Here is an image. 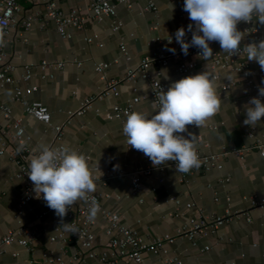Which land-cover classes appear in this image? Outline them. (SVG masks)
Here are the masks:
<instances>
[{
    "label": "crops",
    "instance_id": "obj_1",
    "mask_svg": "<svg viewBox=\"0 0 264 264\" xmlns=\"http://www.w3.org/2000/svg\"><path fill=\"white\" fill-rule=\"evenodd\" d=\"M130 1L131 8L117 6L116 18L122 24L117 32L111 30L110 18L100 22L89 19L82 30H71L68 39L59 36L53 23H49L45 29L32 26L27 30L17 24L7 46L8 59L15 66V79L21 77L25 64L38 66L42 60L64 62V68L54 72L52 78L41 79L39 75L42 72L35 69L32 82L38 86V91L28 97L29 100H38L47 106L51 126L24 114L22 106L12 100V85L0 89V98L11 108L14 116L22 119L35 151L40 144L50 145L52 142V125H64L61 142L85 157L95 180L108 172H130L153 167L148 157L127 145L122 132V120L110 116L114 105L124 106L135 97L140 98V101L131 112L152 114L154 104L149 95L150 84L141 78H137L134 83L121 82L118 96L94 100L83 113L74 114L71 118L68 112L80 110L85 98L101 91L110 79L122 78L129 67L137 66L145 56L155 52H172L168 50L170 48L176 50L178 47L166 42V39L175 36L178 28L183 27L185 32L187 30L186 21L189 18L183 10L184 0H153L157 14L144 10L149 0ZM57 3L63 10L70 7L85 9L87 5L85 0H57ZM19 4L22 7L19 17L28 10L43 11L41 3L19 0ZM253 26L259 30L260 40L264 39V24L256 19ZM237 29L243 35L241 26H237ZM94 36L97 42L102 43L101 47L95 42L87 43L84 40ZM185 40L190 41L191 38ZM259 41L246 40L243 35L240 46ZM121 43L126 46V57L120 51ZM210 44L216 50L221 49L216 42ZM243 59L252 70L264 72L257 62L248 61L246 56ZM180 60L198 61L195 57L182 55ZM178 61L170 62L159 72L158 78L165 86V91L172 82L185 77L176 70ZM98 62L109 64L104 78L95 71ZM150 72L156 76L155 69ZM227 80L228 73L221 72L220 79L214 81L220 98L219 112L205 126L199 128L188 125L187 131L180 134L191 139L188 135L191 133L195 137L196 151L201 154L216 152L223 146H250L261 139L264 132V117L255 127L243 124L245 105L251 96L258 94V87L264 86L261 84L264 78H254L255 87L251 92L244 90L241 80L222 91L221 85ZM248 131L252 132L253 137L246 135ZM16 149L18 145L12 143L7 153L0 157V240L9 230L19 226L36 227L37 233L29 247L13 242L4 248V252L0 253V264H50L43 262L42 256L45 253L61 257L66 264H110L102 263L98 258H89L84 252L79 254L71 236L65 241L50 240L56 235L55 228H63V225H60V218L43 201V194L41 198L22 207L18 206L22 182L15 179L16 167L8 160V154ZM169 164L170 161L161 165L164 166L162 171L154 170L143 178L142 190L138 193L132 191L130 178L126 176L110 179L104 184L95 181V193L99 195L100 204L117 212L122 223L136 230L146 241L173 238V242L165 243L167 253L164 256L178 258L185 264H220L230 261L238 264H264V206L252 207L246 200L247 197L264 194V161L259 154L252 150L242 160L227 156L222 160V169L202 171L193 168L187 175V181H180V173ZM175 200L180 204L176 206ZM187 203H193L195 207L186 209ZM197 209L207 216L225 215L226 212L238 215L215 234L199 237L193 244L179 236L176 230L187 222L188 217L197 216ZM175 211L183 212V216L172 217L170 214ZM95 221V252L99 255L108 252L107 237L102 216L97 215ZM63 222L66 223L65 218ZM164 256L147 251L143 254L146 264H161ZM117 264L135 263L120 260Z\"/></svg>",
    "mask_w": 264,
    "mask_h": 264
},
{
    "label": "built area",
    "instance_id": "obj_2",
    "mask_svg": "<svg viewBox=\"0 0 264 264\" xmlns=\"http://www.w3.org/2000/svg\"><path fill=\"white\" fill-rule=\"evenodd\" d=\"M32 4L41 3L43 11H26V13L19 17V13L22 11V7L19 4V0H0V89H3L6 85H12L13 94L12 100L18 102L23 109L25 115L33 118L36 121L42 122L48 126H51L50 112L42 102L38 100H29L28 97L38 91V86L32 81L35 77L34 70L38 69L42 73L39 75L41 79L52 78L53 73L62 70L64 68V62L58 60H42L38 66L34 64L23 65V74L19 79H15L13 72L15 66L8 59L7 46L10 42V37L13 28L19 24L24 30L30 29L32 26H38L39 29H45L49 23H53L56 32L62 39H68L71 37V30H82L85 27L87 20L100 22L104 18H110L112 20L111 30L117 32L121 27V22L116 18L117 6L124 5L127 8H131L130 0H85L86 8L70 7L67 10H63L59 7L57 0H26ZM146 11H152L157 14V7L153 0H149L144 7ZM258 19L253 15L252 20L249 22H239L237 26H241L243 35L246 40L259 41L260 32L253 26V22ZM192 21L189 19L186 21L187 30L185 39L191 38V32L188 31V25ZM171 37V44L176 45L178 48L175 52H155L150 56H145L137 66L129 67L124 76L119 79H110L106 82L101 91L95 95L88 96L84 99L80 110L77 112H68V117L71 118L74 114H81L85 109L90 107L92 101L101 100L110 96H118L120 94V83H134L137 78H141L148 81L150 84V99L152 103L158 102L157 97L160 90L165 91V86L158 78L159 72L162 68L169 65L174 60H179L176 66L178 73L191 76L198 74V70L201 72H207L213 77L214 81L220 79L221 72L228 73V80L221 85V90H228L237 80H241L246 92H251L255 87L254 78H264L263 73H257L252 70L248 63L244 61L246 54L243 52L242 46L239 55L229 56L228 53L223 52L221 49H214L211 44L213 56L205 61L197 56L199 49L190 47L188 54L184 55L181 51L179 43L176 42L175 36ZM166 42L169 43V38ZM97 37H87L84 40L87 43L95 42L99 47L102 46L101 42H97ZM150 44V43H148ZM120 51L125 55L126 46L121 43ZM181 55L184 57H195L198 61H186L180 60ZM128 58V57H127ZM116 62V61H115ZM79 65V63H77ZM203 65V66H202ZM109 64L105 62H98L95 65V71L101 75L102 78L104 72L108 68ZM156 70V76L152 75L150 70ZM200 72V73H201ZM258 96L254 95L251 97ZM250 97V98H251ZM264 103V97H259ZM250 100V99H249ZM140 101V98L135 97L124 106L118 104L112 107L110 116L121 119L122 122L126 120V113L132 111L133 106ZM54 131V138L50 143V147H57L64 145L61 140L63 137L64 125H52ZM248 137H253L251 131L246 133ZM15 143L18 145V149L12 150L8 154V160L16 167L15 179L22 182L21 196L18 200V206L22 207L28 202L37 199L33 185L28 178V161L32 156L37 154L31 146V137L26 132L25 126L20 117L14 116L11 108L2 101L0 98V157L7 153L9 146ZM23 144V149H20V145ZM255 150L264 161V132L261 134V139L255 141L250 146H243L241 148L236 147H221L216 152L208 154H201L198 156L201 160L202 171H210L212 169H222V160L227 156H235L239 160H242L247 152ZM169 166L175 168V162L170 161ZM164 166H153L143 169H135L130 172H108L103 174L98 180L102 184L113 178L129 177L134 193H138L142 190L143 178L149 176L154 170L162 171ZM190 172V171H189ZM188 172V173H189ZM180 173V172H179ZM188 173H180V181H187ZM154 191V188H152ZM41 198V197H40ZM92 200H95L99 206L100 211L97 215L102 216L105 221L104 233L107 237L106 248L108 252H103L99 255L95 252V235L93 233V227L96 221H89L87 219L88 210ZM246 200L252 207L264 206V194L262 196H250ZM141 201V200H140ZM78 203V204H77ZM175 205H179V201H174ZM195 204H185L186 209H193ZM198 215L188 217L187 222L181 227L177 228L176 233L179 236H183L190 240L193 244L195 240L202 236L209 234H215L219 228L225 223L229 222L238 213L231 214L226 212L225 215H210L203 214L200 209H197ZM172 217H181L183 212L175 211L170 214ZM245 215V213H241ZM42 216V215H40ZM39 216V217H40ZM66 223H70L76 230V233L66 231L65 228H55L56 235L51 237V241L61 239L65 241L68 236H71L74 243L79 249V254L82 252L89 258H98L102 263L117 264L118 261L132 262L135 264H146L143 258L144 252H150L154 255H166L165 243L173 242V238H157L152 241H146L136 230L125 226L120 215L110 209L104 208L100 204L99 195L95 192L89 195V201H77L71 209L68 210L67 215L64 217ZM248 219V218H247ZM37 233L36 227L19 226L17 229L9 230L0 240V253L4 252V248L16 242L20 246L29 247L30 242L34 239ZM43 262L50 264H66L61 257H52L49 254H43ZM29 264H41L38 262H30ZM161 264H185L180 259L175 257L164 256L161 260ZM220 264H238L235 261L222 262Z\"/></svg>",
    "mask_w": 264,
    "mask_h": 264
},
{
    "label": "clouds",
    "instance_id": "obj_3",
    "mask_svg": "<svg viewBox=\"0 0 264 264\" xmlns=\"http://www.w3.org/2000/svg\"><path fill=\"white\" fill-rule=\"evenodd\" d=\"M183 10L192 21L188 25L191 40H185V29L178 28L175 40L184 55L190 47L199 49L197 56L208 61L213 56L211 42L220 45L229 56L239 55L242 32L237 29L241 21L249 22L253 15L264 24V0H184ZM171 43V37L169 38ZM175 52V49H168ZM248 61H255L264 71V39L248 43L243 48ZM264 85V80L261 82ZM264 86L258 87V96L251 97L245 105L243 124L255 127L264 117ZM152 114L126 113L122 132L126 143L132 149L142 152L152 165L175 162L176 172L188 173L201 166L195 148V137L185 138L181 133L188 125L199 128L213 118L220 110V98L214 87L213 77L207 72L182 77L170 84L166 91L160 90ZM20 149L24 145L21 144ZM37 154L28 161L27 175L37 198L41 197L47 207L60 218V225L66 231L76 233L63 218L77 201H89V195L96 191L83 155L67 145L50 147L40 144ZM118 167L117 166H114ZM100 211L99 204L92 200L87 219L94 221Z\"/></svg>",
    "mask_w": 264,
    "mask_h": 264
}]
</instances>
